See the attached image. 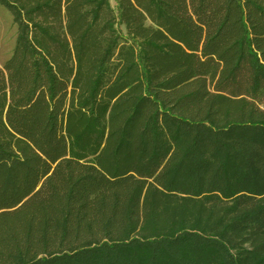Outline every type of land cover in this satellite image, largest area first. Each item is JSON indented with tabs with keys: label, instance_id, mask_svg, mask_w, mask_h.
I'll return each instance as SVG.
<instances>
[{
	"label": "trees",
	"instance_id": "1",
	"mask_svg": "<svg viewBox=\"0 0 264 264\" xmlns=\"http://www.w3.org/2000/svg\"><path fill=\"white\" fill-rule=\"evenodd\" d=\"M0 0V264H264V0Z\"/></svg>",
	"mask_w": 264,
	"mask_h": 264
},
{
	"label": "rangeland",
	"instance_id": "2",
	"mask_svg": "<svg viewBox=\"0 0 264 264\" xmlns=\"http://www.w3.org/2000/svg\"><path fill=\"white\" fill-rule=\"evenodd\" d=\"M113 3L112 0H110ZM16 26L8 10L0 5V65L10 55L14 45Z\"/></svg>",
	"mask_w": 264,
	"mask_h": 264
}]
</instances>
